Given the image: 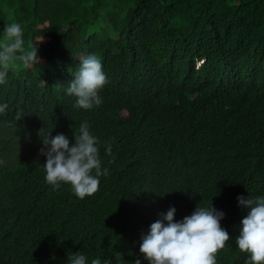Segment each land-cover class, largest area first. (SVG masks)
<instances>
[{
    "label": "trees",
    "instance_id": "obj_1",
    "mask_svg": "<svg viewBox=\"0 0 264 264\" xmlns=\"http://www.w3.org/2000/svg\"><path fill=\"white\" fill-rule=\"evenodd\" d=\"M13 22L25 49L47 40L0 85V264H148L141 235L160 213L211 203L230 236L217 264H246L237 197H264V0H0V39ZM89 54L109 82L99 107L77 109L66 89ZM84 121L109 175L80 199L46 182L40 149L50 131L71 146Z\"/></svg>",
    "mask_w": 264,
    "mask_h": 264
},
{
    "label": "clouds",
    "instance_id": "obj_2",
    "mask_svg": "<svg viewBox=\"0 0 264 264\" xmlns=\"http://www.w3.org/2000/svg\"><path fill=\"white\" fill-rule=\"evenodd\" d=\"M23 35L18 22L4 27L3 39H0V85L7 83L8 72L20 64L28 68L40 63L38 48L30 45L25 49ZM108 82L101 58L89 54L80 60V67L66 94L76 97L74 108L90 110L103 103L99 93ZM7 108V104H0V114ZM15 119L21 120L22 113L17 112ZM89 129L88 121L81 123L74 132L75 143L71 146L64 134L52 137L50 131L41 138L44 147L40 153L46 156L45 179L53 190L69 184L74 194L84 199L99 191L100 177L109 175V170L101 166L100 141ZM111 151V144H106L105 155H111ZM237 200L239 206L250 209L242 219L236 237L238 249L250 254L246 264H264V197L245 198L241 195ZM175 213L174 206L166 213H160V218L150 225L147 234L141 235L139 250L143 258L148 264H217L219 252L230 240L229 233L220 223L225 213L212 203L209 207L197 206L191 215L180 221L174 219ZM115 257L122 259L119 253H115ZM68 264H87V257L82 252L69 253ZM91 264L113 262L94 258ZM135 264H141V260L136 259Z\"/></svg>",
    "mask_w": 264,
    "mask_h": 264
},
{
    "label": "rangeland",
    "instance_id": "obj_3",
    "mask_svg": "<svg viewBox=\"0 0 264 264\" xmlns=\"http://www.w3.org/2000/svg\"><path fill=\"white\" fill-rule=\"evenodd\" d=\"M59 24L60 23H59L58 20H50L48 23H46L45 29L47 31L55 30L59 26ZM36 39L39 42V45L37 46V48H38L37 55L40 58V61L42 62L46 49L44 47H42V46L40 47V45L41 44H45V42L47 40V35L43 31L42 32H38V36L36 37Z\"/></svg>",
    "mask_w": 264,
    "mask_h": 264
}]
</instances>
